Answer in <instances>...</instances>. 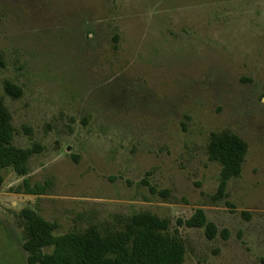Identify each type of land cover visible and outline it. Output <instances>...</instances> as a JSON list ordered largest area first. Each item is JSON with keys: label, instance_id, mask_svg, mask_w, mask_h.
I'll list each match as a JSON object with an SVG mask.
<instances>
[{"label": "rangeland", "instance_id": "1", "mask_svg": "<svg viewBox=\"0 0 264 264\" xmlns=\"http://www.w3.org/2000/svg\"><path fill=\"white\" fill-rule=\"evenodd\" d=\"M0 100L34 151L29 175L0 169V264H29L24 209L55 234L148 211L183 264H262L264 0H0ZM222 131L248 152L219 197ZM198 208L214 239L179 224Z\"/></svg>", "mask_w": 264, "mask_h": 264}, {"label": "trees", "instance_id": "2", "mask_svg": "<svg viewBox=\"0 0 264 264\" xmlns=\"http://www.w3.org/2000/svg\"><path fill=\"white\" fill-rule=\"evenodd\" d=\"M16 90V95L21 94L20 89ZM13 140L11 118L0 100V169L11 168L18 176H27L34 151L16 147ZM208 152L209 159L221 166L218 196L224 197L229 182L242 174L248 145L233 132H214ZM23 185L26 194H46L47 185L31 186L27 178ZM21 215L29 264H183L186 258L185 242L178 231H172L170 221L148 211L123 217L116 227L93 224L64 234H55L58 224L47 221L35 210L24 209ZM179 224L204 228L209 239H214L218 233L216 223L208 219L202 208ZM50 248L51 251H45ZM261 263L264 264V257Z\"/></svg>", "mask_w": 264, "mask_h": 264}]
</instances>
